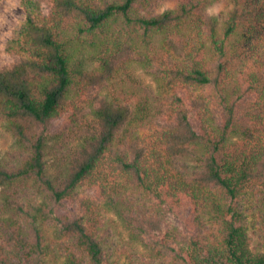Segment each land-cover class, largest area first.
Instances as JSON below:
<instances>
[{
    "label": "trees",
    "instance_id": "obj_1",
    "mask_svg": "<svg viewBox=\"0 0 264 264\" xmlns=\"http://www.w3.org/2000/svg\"><path fill=\"white\" fill-rule=\"evenodd\" d=\"M21 5L5 48L13 62L0 69V129L17 148L0 158V264H106L99 230L111 212L153 264H264L246 209L249 186L264 204V0ZM136 67L154 91L110 99L104 91ZM67 112L61 135L76 134V151L53 178L49 125ZM62 201L82 215L54 216ZM187 206L186 225L168 224Z\"/></svg>",
    "mask_w": 264,
    "mask_h": 264
},
{
    "label": "rangeland",
    "instance_id": "obj_2",
    "mask_svg": "<svg viewBox=\"0 0 264 264\" xmlns=\"http://www.w3.org/2000/svg\"><path fill=\"white\" fill-rule=\"evenodd\" d=\"M170 4L163 5L162 9L170 7ZM229 5L226 2L210 9V13L215 16L223 14ZM43 12H47L45 6L42 7ZM26 19V14L22 9L21 0H0V69L8 66L13 62V58L5 51L7 42L12 39L16 32L21 28ZM122 73L113 85H110L104 93L113 101L133 104L134 88L139 90L144 87L151 93L154 91V83L149 76L139 68H130ZM94 94V91L92 95ZM87 102V101H86ZM84 102L85 111L80 117L84 125L93 123L92 108L94 103ZM86 103V104H85ZM69 112V111H68ZM68 112L61 117L53 120L49 125V143L46 149V166L47 173L55 178L65 171L68 159L76 151V134L68 133L67 136L61 135L62 127L67 119ZM145 135L150 133L145 130ZM145 140H148L146 137ZM17 153V148L13 143V139L6 130L0 129V158L4 162H11ZM30 185V184H28ZM29 196L34 191L28 190ZM2 189H0L1 201ZM32 195V194H31ZM82 195L93 199L95 191L91 190L89 185H85ZM33 196V195H32ZM35 196L30 198L24 197L26 201H34ZM38 201V200H37ZM127 208L137 211L135 204L140 203L135 197V204L128 201ZM126 205H124L125 207ZM247 220L250 234V244L253 248L264 250V204L263 196L254 187L247 188L246 196ZM54 216H67L68 218H76L82 215V210L77 203L62 201L54 208ZM191 214L189 206L181 209L167 218L168 224L174 226H184L188 223ZM105 226L99 230V239L106 252V264H153L149 255L138 244L132 243L127 236V232L123 229L120 221L111 212L105 215ZM46 235H49L46 232ZM52 241L51 239H49Z\"/></svg>",
    "mask_w": 264,
    "mask_h": 264
}]
</instances>
